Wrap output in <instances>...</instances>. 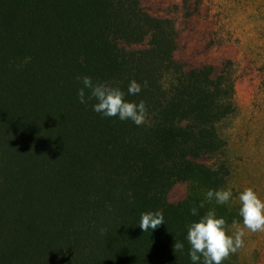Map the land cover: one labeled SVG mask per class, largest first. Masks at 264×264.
Returning <instances> with one entry per match:
<instances>
[{
	"label": "trees",
	"instance_id": "1",
	"mask_svg": "<svg viewBox=\"0 0 264 264\" xmlns=\"http://www.w3.org/2000/svg\"><path fill=\"white\" fill-rule=\"evenodd\" d=\"M176 47L174 23L141 0H0V264H193L188 225L209 210L238 220L206 197L231 174L218 125L232 77L185 68ZM78 76L143 100L146 123L80 103ZM178 182L189 193L170 203ZM158 210L164 224L143 232L141 214Z\"/></svg>",
	"mask_w": 264,
	"mask_h": 264
},
{
	"label": "rangeland",
	"instance_id": "2",
	"mask_svg": "<svg viewBox=\"0 0 264 264\" xmlns=\"http://www.w3.org/2000/svg\"><path fill=\"white\" fill-rule=\"evenodd\" d=\"M141 5L150 16L174 23L177 62L232 77L234 111L218 130L231 171L226 190L233 195L225 205L242 226L239 194L252 188L264 201V0H141ZM189 188L187 182L176 183L168 201L184 200ZM234 231L228 228L229 235ZM243 239L244 247L228 257L231 264H264V232L245 229Z\"/></svg>",
	"mask_w": 264,
	"mask_h": 264
},
{
	"label": "clouds",
	"instance_id": "3",
	"mask_svg": "<svg viewBox=\"0 0 264 264\" xmlns=\"http://www.w3.org/2000/svg\"><path fill=\"white\" fill-rule=\"evenodd\" d=\"M83 87L78 89L77 95L80 103H87L95 100L93 111L102 114L103 117H119L121 121L131 120L135 125L141 126L146 123L148 110L146 104L141 100L126 102L125 93L119 87H112L108 82H93L91 77H77ZM147 86V81L144 82ZM141 84L135 80L131 81L128 87V94L136 95L141 92ZM85 89L90 95L85 99ZM54 162V161H52ZM231 189L209 190L206 197L209 201L213 198L219 205H224L232 198ZM238 200L241 203L239 215L243 218L241 226L236 220L232 221L231 227L235 230L228 234L224 218H216L215 210H209L199 222H193L187 226V242L190 246L189 256L193 264L201 260L203 264H222L230 254L236 253L244 247L245 229L249 232H264V201L252 188H245L239 194ZM199 207H203L201 204ZM193 216L198 214L196 206L190 209ZM164 224L163 211H148L141 214L139 227L143 232L149 229L155 230ZM184 243L175 241L172 245L174 253L184 252Z\"/></svg>",
	"mask_w": 264,
	"mask_h": 264
}]
</instances>
